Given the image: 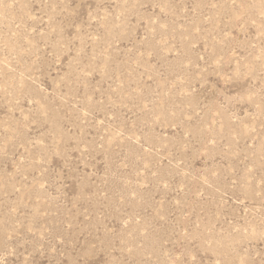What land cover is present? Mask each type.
Wrapping results in <instances>:
<instances>
[{"label":"rangeland","instance_id":"rangeland-1","mask_svg":"<svg viewBox=\"0 0 264 264\" xmlns=\"http://www.w3.org/2000/svg\"><path fill=\"white\" fill-rule=\"evenodd\" d=\"M0 264H264V0H0Z\"/></svg>","mask_w":264,"mask_h":264}]
</instances>
